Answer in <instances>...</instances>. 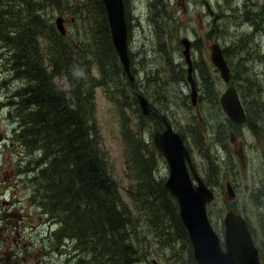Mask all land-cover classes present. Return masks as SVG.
<instances>
[{"label":"trees","instance_id":"obj_1","mask_svg":"<svg viewBox=\"0 0 264 264\" xmlns=\"http://www.w3.org/2000/svg\"><path fill=\"white\" fill-rule=\"evenodd\" d=\"M46 6L55 7L62 13L69 9V14H74L76 20L81 22L78 30L90 29L92 46L98 49L96 65L102 68L103 76L113 82V94L116 92L122 96V104L118 103V106L123 120L125 175L128 178L126 195L130 203L123 200L113 177L95 124V103L89 100L94 87L102 84L90 71V40L74 33L61 35L51 21L50 14L41 16ZM250 7L245 6L240 16L250 25L251 30L254 28L257 31L254 34L245 33L230 48H223L227 62L230 49L231 54L238 53L246 48L247 39L264 31L262 5L258 8ZM231 17L238 18V14H232ZM71 19L73 21V17ZM40 29L45 35V48L53 66L49 71L39 57ZM217 32L218 29L214 34L211 26L208 37ZM0 42L9 54L11 69L15 73L13 77L27 80L26 85L14 95L19 98L15 102L18 115L29 122V127L22 129L19 134L23 142L26 140L24 135H29L25 144L29 152L37 148L42 150V166L34 179L41 181L42 212L49 221L60 223L57 227L61 233L58 241L62 237H73L83 252L82 262L88 264H153L151 257L159 254L169 255L173 261L175 256L178 258L177 252L182 245H189L191 263L196 264L175 198L165 190L162 181L152 182L151 177L144 172L149 171L150 166L142 167V153L136 147L139 136L136 133V137H132V131L123 128L127 122L122 112L131 100L125 94L121 66L110 40L102 1L0 0ZM197 44L199 41L192 42V45ZM160 48L165 51L163 39ZM195 68L201 75L199 95L203 93L198 98V105L204 103L209 111L222 112L218 100L219 91L211 75L212 65L201 57L195 62ZM60 70L64 71V77L68 79L71 94L54 83L52 75H57ZM150 73L144 70V77L147 75L145 79L154 82V77L149 78ZM102 81L106 83L105 78ZM246 94L249 96V91ZM241 96L248 119L250 112L247 101L242 93ZM256 106V113H264L261 103L257 102ZM148 115L155 129L161 130V120ZM205 122L202 115L187 127L183 125L182 129H176H180L178 132L189 149L196 148L204 159V181L211 185V167L218 168L211 147L213 144L219 145L228 151L231 139L229 132L237 133L239 127L225 116L224 122L211 128V140L208 142L202 133ZM254 131L258 133L256 129ZM148 152L155 150L151 147ZM226 165L229 169L233 168L229 156ZM149 233L154 235V239L147 245H141L139 236ZM58 241L53 244L54 247L61 245Z\"/></svg>","mask_w":264,"mask_h":264},{"label":"rangeland","instance_id":"obj_2","mask_svg":"<svg viewBox=\"0 0 264 264\" xmlns=\"http://www.w3.org/2000/svg\"><path fill=\"white\" fill-rule=\"evenodd\" d=\"M205 1L211 5L214 13L219 14L218 18L214 19L213 15L204 11L200 7L199 0H123V4L124 20L128 30V48L132 65L137 66L135 76L139 89L146 94L153 105L159 107L160 111L170 117L176 131L182 129L183 125L187 127L188 124L193 123L195 119H200L203 115L206 122L202 133L209 142L211 128L224 122L225 114L223 111H209L204 103L200 106H192L189 97L190 86L186 80L187 64L179 39L187 36L191 42L199 41V44H191L190 47L194 67L193 77L199 93L201 75L195 68V62L203 57L212 65L209 49L212 43L218 42L222 48L229 47L245 33L254 34L257 30L254 28L251 30L250 25L240 16L241 11L244 10L241 5H252L253 8L262 5V15H264V0ZM49 14L53 24L57 16L64 18V28L67 34L74 32V35L78 34L81 38L91 39L89 28L78 30L81 27V22L76 20L74 14H69V9L62 13L55 7L46 6L41 11V16ZM232 14H238V18L231 17ZM71 17H73V21H70ZM211 26L214 28V34L217 29L218 32L216 35L208 37V30ZM41 29L38 38L39 57L49 71L53 66L50 63V54L45 48L46 39ZM159 38L164 40L165 51L159 46ZM96 50H98L97 46L92 47L89 66H92L90 71L100 76L102 68L96 65ZM227 53L229 61L227 63L231 70L230 78L234 76L233 82L232 80L224 82L218 70H214L216 68L213 65L211 75L219 93L223 92L228 84L233 83L237 87L242 104L241 93L246 98L250 117L247 119L245 113L244 122L237 125L239 128L249 126L253 123L255 116L261 113H256L257 102L264 106V31L247 39L245 49L239 50L236 54H231L230 49ZM83 70L82 68L81 71ZM144 70L151 72L148 75L149 78L154 77V82L145 79L147 75L144 77ZM13 74L15 73L11 69L9 54L6 47L2 46L0 42V228L6 225L3 233L0 232V237H6L9 230L13 228L12 237L19 246L15 247V251L21 250L19 255L14 254L15 262L25 260V256L27 264H88L82 262L83 252L77 247L73 237H62L61 241H58L61 233L57 227L60 223L49 221L40 208L41 181H35L34 178L42 166L43 153L39 148L29 152L25 146L29 135L23 142L21 134L16 131L18 127L21 129L29 127V122L18 115L15 102L19 98L14 96L20 88L26 85L27 80L22 77H13ZM52 77L59 88L71 94L68 79L64 77L63 70ZM121 77L125 83L123 76ZM104 78L106 83L100 76V82L105 89L104 93L98 88L95 91L96 97L92 96L89 100L92 99L96 103V108L93 110L94 119L97 122L95 124L101 135V144L106 150L113 177L118 183L123 200L130 203L128 195H126L128 178L125 175V145L120 131L121 116L118 104L114 100L115 95L118 96V94L114 92V96H112L114 84L105 75ZM163 82L165 83L163 84ZM152 83L161 85V87L153 89L151 88ZM124 87L125 94L131 100V103L128 102V106H126V113L124 112L127 122L124 129H130L132 137H136L134 134H138L139 139L136 142V147L142 153V167L143 165L150 166L149 171L141 170L151 177L152 182L162 181L164 183L168 175V166L162 154L153 144L155 126L149 117L140 119L134 99L129 93V87L126 85ZM247 91H249V96L246 94ZM199 96H203V93H200ZM243 106L246 109L244 104ZM258 120L264 128V113L258 116ZM177 127L180 129H176ZM245 135V137L238 136L234 141L230 140L228 150L234 163L232 170L226 165L228 153L217 145L213 144L211 147V152L217 159L218 168L211 167L209 178L211 185L208 186L214 189L216 200L207 204V212L210 223L219 234L220 240L224 234L223 219L227 211H238L247 217L254 234L253 239L259 250L261 264H264V203L260 196L251 200L253 194L249 192L248 183L249 179L256 174L261 179L264 167L262 170L259 169L263 156L256 146L251 148L256 140L254 135L247 131H245ZM242 139L247 145L240 151ZM257 140L262 141L261 139ZM203 141L205 142L204 139ZM151 147L155 152H148ZM192 158L198 173L204 178L205 161L196 148L192 151L191 160ZM227 181L234 188L232 197L228 196ZM5 201L10 203L4 204ZM4 212L9 214L7 220L2 216ZM16 231L20 232L21 239L16 236ZM138 231L142 232L141 229ZM152 239H154L152 233L139 236L141 245H147L152 242ZM56 241L61 245L54 247L53 244ZM12 242L10 241V247H12ZM177 254L178 258L175 256L173 261L169 255L165 254L152 256L151 259L153 264H192L189 245H182Z\"/></svg>","mask_w":264,"mask_h":264},{"label":"water","instance_id":"obj_3","mask_svg":"<svg viewBox=\"0 0 264 264\" xmlns=\"http://www.w3.org/2000/svg\"><path fill=\"white\" fill-rule=\"evenodd\" d=\"M109 23L111 39L121 65L133 87L130 73L127 43V26L124 20L123 0H102ZM218 15L215 16L216 19ZM55 25L60 33H64L63 18L56 17ZM184 60L187 64V80L190 83V98L196 103L197 90L192 77V59L190 54L191 41L182 37ZM210 60L219 70L224 81H229L230 70L223 56L222 48L214 42L210 45ZM143 115L149 112L160 118L164 123L162 131H155L153 144L163 155L168 166V176L164 188L176 199L179 216L189 236L193 257L197 264H259L258 249L246 219L239 213L227 211L223 219V241L212 227L206 205L214 198V192L197 173L191 160L190 152L180 134L174 131L166 116L151 109L148 100L140 93H135ZM223 112L234 123L245 120V112L240 102L236 87L228 85L219 97ZM235 136L231 133V140ZM193 180L196 182L194 184ZM228 196L234 195L232 186L226 183Z\"/></svg>","mask_w":264,"mask_h":264},{"label":"flooded vegetation","instance_id":"obj_4","mask_svg":"<svg viewBox=\"0 0 264 264\" xmlns=\"http://www.w3.org/2000/svg\"><path fill=\"white\" fill-rule=\"evenodd\" d=\"M199 2L201 3L200 7H202L204 11H207L210 15H213V16L219 15L218 13H214V10H212L211 5L207 1L199 0ZM245 6L248 8L251 5H244V4L241 5V7L243 9H244ZM132 69L137 71V66L132 65ZM135 81H136V78H135ZM140 91L143 92L142 90H140ZM147 99H148V97H147ZM151 104H153V103H151ZM260 115H261V113L255 116L254 121L251 124L252 126L249 125V126L240 127L238 132L236 133L237 135L235 136V140H236V138H238V136L245 137L246 136L245 135V131L251 132L254 135L256 140L254 142V145L253 144L251 145V148L256 146L257 149L260 151L261 155L263 156V158L261 159L262 164L260 165V169H259V170H262V168L264 167V128H263V126L261 125V123L258 120V116H260ZM169 119H170V117H169ZM22 129H27V127L26 128L24 127ZM22 129H21V127H18V128H16V131H18V133H20V131ZM255 129L258 131V133H255V131H254ZM259 132H261V133H259ZM25 137L26 136L24 135V139H25ZM257 139H259V140L261 139L262 141H258ZM246 145H247V143L246 142L244 143V140L242 139L241 140V149H240V151H242L243 147L246 146ZM257 176H258V174L253 175L252 178H250L249 182H248L249 183V190H250L249 192L253 194L251 200L254 199L257 196H260L261 200L264 203V182H263L264 170H263V173L261 175V179H259V177H257ZM6 203L9 204L10 202L5 201L4 204H6ZM8 215L9 214L7 212L2 213V216L4 218H6V220L8 219ZM246 221H247V219H246ZM247 224H248L249 230H250V232L252 234V237L254 238V234L252 232V228H251V226L249 224V221H247ZM5 226L6 225H3V227L0 228L1 229L0 230L1 233H3V230H5V228H4ZM6 230H8V229H6ZM12 233H13V228H11L9 230V234H7L6 237H4V238L0 237V264H22V263L23 264H27L25 256H24L25 260H21L20 262H15V260H14V254L16 253V254L19 255V252H21V250L18 251V252L15 251V247H19V246H18L17 242H15L14 237H12ZM16 236H18L19 239H21L19 231H16ZM12 239H13V242H12ZM8 241H9V243H8ZM10 241L12 242V244H11L12 247H10ZM255 245H256V243H255ZM256 247H257V245H256ZM25 248H26V245H25L24 249ZM258 258H259V263L261 264L260 257H259V250H258Z\"/></svg>","mask_w":264,"mask_h":264},{"label":"bare ground","instance_id":"obj_5","mask_svg":"<svg viewBox=\"0 0 264 264\" xmlns=\"http://www.w3.org/2000/svg\"><path fill=\"white\" fill-rule=\"evenodd\" d=\"M159 14V13H158ZM161 14H162V11H161ZM75 215V214H74ZM254 226V225H253ZM257 227V226H256ZM263 227V226H262ZM259 237V236H258ZM262 238V237H261ZM263 239V238H262Z\"/></svg>","mask_w":264,"mask_h":264}]
</instances>
